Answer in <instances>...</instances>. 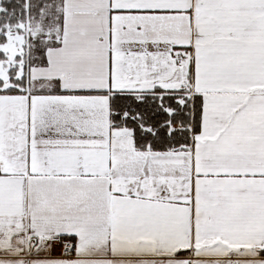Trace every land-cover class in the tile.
I'll return each instance as SVG.
<instances>
[{
	"label": "snow or ice",
	"instance_id": "obj_1",
	"mask_svg": "<svg viewBox=\"0 0 264 264\" xmlns=\"http://www.w3.org/2000/svg\"><path fill=\"white\" fill-rule=\"evenodd\" d=\"M0 264H264V0H0Z\"/></svg>",
	"mask_w": 264,
	"mask_h": 264
}]
</instances>
